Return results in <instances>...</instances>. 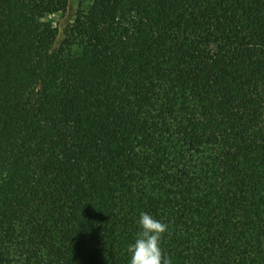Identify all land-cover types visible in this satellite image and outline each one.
I'll list each match as a JSON object with an SVG mask.
<instances>
[{
	"label": "trees",
	"instance_id": "16d2710c",
	"mask_svg": "<svg viewBox=\"0 0 264 264\" xmlns=\"http://www.w3.org/2000/svg\"><path fill=\"white\" fill-rule=\"evenodd\" d=\"M0 0V264H264V0Z\"/></svg>",
	"mask_w": 264,
	"mask_h": 264
},
{
	"label": "clouds",
	"instance_id": "9594fccd",
	"mask_svg": "<svg viewBox=\"0 0 264 264\" xmlns=\"http://www.w3.org/2000/svg\"><path fill=\"white\" fill-rule=\"evenodd\" d=\"M138 224L140 231L136 234L135 242L127 248L130 264H171V258L166 257L160 247L168 225L145 212L140 213Z\"/></svg>",
	"mask_w": 264,
	"mask_h": 264
},
{
	"label": "rangeland",
	"instance_id": "374dc122",
	"mask_svg": "<svg viewBox=\"0 0 264 264\" xmlns=\"http://www.w3.org/2000/svg\"><path fill=\"white\" fill-rule=\"evenodd\" d=\"M81 0H69V6L64 13H54L48 16V19L57 27H59L61 34L59 40L63 39V30L71 22L76 19L77 12L80 8Z\"/></svg>",
	"mask_w": 264,
	"mask_h": 264
}]
</instances>
